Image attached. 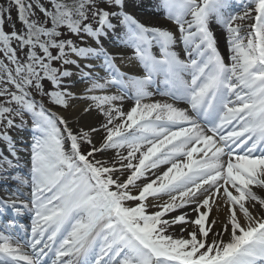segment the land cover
I'll return each mask as SVG.
<instances>
[{
  "label": "snow or ice",
  "instance_id": "obj_1",
  "mask_svg": "<svg viewBox=\"0 0 264 264\" xmlns=\"http://www.w3.org/2000/svg\"><path fill=\"white\" fill-rule=\"evenodd\" d=\"M252 4L233 14L228 0H162L176 36L140 23L126 11V0H48L50 7L41 0H0V54L8 61L0 60V141L16 157L11 133L29 127L26 116L33 133L31 199L0 198V213L34 212L31 238L23 243L5 234L14 225L0 231V264H264V0ZM213 16L226 29L230 63L210 31ZM113 35L135 49L144 76L120 70L117 62L132 58L109 52L104 39ZM179 43L187 61L174 50ZM69 66L90 85L89 95L79 97L92 102L84 112L95 108L104 118L100 127L107 134L99 148L90 135L99 128L74 131L44 106L45 97L64 109L78 98ZM158 75L169 86L159 94L188 108L145 102ZM110 87L118 94H91ZM128 90L134 106L124 112L115 102ZM123 148L127 155L117 151L111 163L95 159L106 149ZM179 157L186 162L181 165ZM161 165L170 166L155 171ZM16 166L0 152V173ZM11 179L28 184L20 175ZM188 205H195V219L187 212L168 215ZM150 206L158 210L148 213ZM222 207L225 218L210 219L213 208L219 213ZM189 225L195 227L188 231Z\"/></svg>",
  "mask_w": 264,
  "mask_h": 264
},
{
  "label": "bare ground",
  "instance_id": "obj_2",
  "mask_svg": "<svg viewBox=\"0 0 264 264\" xmlns=\"http://www.w3.org/2000/svg\"><path fill=\"white\" fill-rule=\"evenodd\" d=\"M144 6V5H143ZM145 7V6H144ZM133 8H130V10H132ZM142 15L139 16L136 13H134V18H136L140 23L144 24L145 26L148 27H162L165 29H169L171 31H173L174 35L178 36L179 34L176 32L177 26H174V24H171V22L166 21V20H161L160 17L157 16H153L152 14H147L145 12L142 11ZM190 19V17H189ZM254 23V21H253ZM215 39L217 42H219V45L221 47L220 50V54L224 57L225 61L227 63H230V52H229V48H228V43H227V33L222 32V34H217V36H215ZM114 44H113V43ZM125 41H123L122 39H118L115 35H113L111 38H105L104 39V45L105 47L109 50L110 53H112L113 55H116L117 57L119 56H125V57H129L132 59L127 60L126 62L120 63L119 61L117 62V66L120 68V70L124 73L127 74V76H132V77H142L145 75L144 72V68L143 66L140 64V62L138 60H136L135 57V52L133 47L129 46L127 43L123 44ZM175 51H177V53L180 55V58L187 61L189 59L188 55L185 53L184 51V46L182 43H179L175 48ZM153 54L157 56V58H160L159 56V49L158 48H153L152 49ZM78 62H80L78 60ZM93 63H96V61H92ZM86 63V62H84ZM97 67L99 68V65H97ZM71 71H73L75 73L74 77L72 78L75 81V87L72 89V91L77 94V99L71 100L70 101V107L66 110V111H59L57 112L58 116H63L65 117L68 122H69V126L74 130V131H79V130H84V131H88L91 127H96L99 128V132H94L91 133V139H92V143L99 148L103 141H104V137L106 136V131L101 128V124L104 121V118L98 114L97 110L95 108H93L90 112H84V109L87 108L92 102L90 100H86L83 98H79L82 96H86L89 95V93L86 92L87 87H89L90 85L86 84L85 82L81 81L80 75L78 74L77 70L74 67H71ZM98 75L100 76H104L105 73L103 71H99ZM182 78L184 81H186L189 85L191 84V75L188 72L182 73ZM155 79L158 82V87L157 90H154V88H152L151 86L149 87L148 91L153 93V95L151 96V98L149 100H146L145 102H156V101H168V97L167 96H163L160 95L159 93L161 91H165V88H163V86H165L166 84L163 82L164 81V77L163 75H158L155 77ZM154 86V84H153ZM94 95H116L117 93V89L116 87H110L108 88L106 91L103 92H96V93H91ZM132 95L131 91L128 90L127 92V96L125 97V99L120 102L117 101L115 102L117 106L121 107L122 111L127 112L131 109V107L134 106V100L130 99L128 97H130ZM172 103V102H169ZM183 101H178V103H175V105L177 107L180 108H185L183 105ZM119 122V121H117ZM130 123V122H129ZM109 127H112L111 125ZM231 127V126H228ZM133 131H135V129H133ZM227 131V128L225 129V132ZM11 135L13 136V140L15 143V147H16V157H12L7 149L8 146L5 142L1 141V146H0V150L9 156V159L13 160L14 164H17L18 166L15 167V170L19 169V168H23V171L25 172V174L27 176H25V180L28 181V184L23 185V186H19V185H15L13 183H18L17 181L11 179V177H9L7 180L0 181V198H4L7 199L9 196L15 197L17 195L20 196V199L24 200L26 202L30 201L31 196L28 195L29 193H31V187H30V181H31V172L29 169V166L27 165V156L29 155L28 152L30 150V146L29 144L33 142V139L30 138L29 134L26 133V129L22 132H18V133H11ZM147 145L145 146L146 150ZM119 151L124 155H127L128 149L127 148H123V149H106L103 153V160L108 161L109 163L112 162L113 158L116 155V152ZM137 155H139V153H137ZM203 155V153L200 154H194L193 155V159H200V157ZM209 155H211V153H209ZM11 156V157H10ZM178 162L181 163V165L183 163L186 162V160L183 157H179L178 158ZM133 163H136V161H133ZM119 166V165H117ZM170 165H161L160 168L156 169L155 171L162 173L163 171H165ZM183 171H187V169H183ZM6 173H1L0 175L6 176ZM148 175L150 176L151 179H155V176H152L151 173H148ZM126 176L121 177V179H123ZM137 183L143 184L144 180L138 181ZM26 187V188H25ZM207 187V186H205ZM19 188V191H17V189ZM21 189H23V191H21ZM133 194H136L135 190H133ZM153 199V198H152ZM152 199L148 200V203L150 204ZM168 198L165 196L164 200H167ZM127 205H135L137 204L136 201H126ZM195 207V205H188L185 208L182 209H178L176 212L170 213L168 214L169 216H176L180 213H183L184 211H187L191 208ZM152 209L151 212H155L158 209L154 208V207H149ZM203 211V210H202ZM226 211V209L224 207H222L219 210V213H217L216 209L213 208L212 213H210V219L212 218H216L217 216H219L220 219H224V212ZM26 213V219L29 221L28 224V229L30 231L31 229V221L34 215H31V212L28 211L27 209H25L23 211L22 214ZM21 214V215H22ZM24 216V215H22ZM16 218H19V216H17ZM167 218V217H166ZM1 221V220H0ZM15 221V220H14ZM4 227H6V225H4ZM16 229V227H14ZM17 230H22V229H17ZM31 233V231H30ZM175 234L177 236L181 235L180 233V226L177 225L176 226V230H175ZM224 239L227 240L228 237L227 235L224 236ZM25 251H30V249H25ZM50 262V261H49Z\"/></svg>",
  "mask_w": 264,
  "mask_h": 264
},
{
  "label": "rangeland",
  "instance_id": "obj_3",
  "mask_svg": "<svg viewBox=\"0 0 264 264\" xmlns=\"http://www.w3.org/2000/svg\"><path fill=\"white\" fill-rule=\"evenodd\" d=\"M25 2L28 3V2H30V0H25ZM41 2L44 3L46 6H49L47 0H41ZM197 2H198V0H197ZM49 7H50V6H49ZM252 7H254V5H253ZM249 8H251V7H249ZM36 12H37V16H38L40 19H43V14H42V13H39V10H38V9L36 10ZM16 15H17V14H16V10H15V8H13V11H12V17H13V20H14V21H16ZM36 18H37V17H33V19H36ZM17 23H18V22H17ZM47 26H49V25H47ZM4 30H5L7 33H10V32L12 31V26H11V24H6ZM63 33H64L65 36H67L66 34H68L69 32H68L67 29H65V30L63 31ZM74 37H75V36H70V37H68V38L73 39V40L78 39V38H74ZM79 43H80V40H79ZM79 43H78V44H79ZM12 46H13V47H16V42H13V45H12ZM81 46H82V45H81ZM26 50H27V49H26ZM37 54L40 55V53H39L38 50H37ZM54 54H55V53H54ZM21 59H24V57L21 56ZM0 60H4L5 63H8V61L6 60L5 57H3L2 54H0ZM54 66H55V65H54ZM45 87L48 88V84H47V83L45 84ZM49 90H51V89L49 88ZM37 97H39V96L37 95ZM44 100H45L50 106L54 107L55 109L60 110V109L63 108V107H60V106H57V105H54V104L49 103V102H48V99H47L46 97L44 98ZM63 109H64V108H63ZM25 119L28 120L29 127L31 128V119H30L28 116H26ZM83 147H84L85 149H87V148L90 147V146H88V145H84ZM90 159H91V157H90ZM95 159H96V160H101V157H99V156L96 154ZM194 227H195L194 225H189V226H188V231H191ZM183 235H184V236H187V232H186L185 234H183Z\"/></svg>",
  "mask_w": 264,
  "mask_h": 264
}]
</instances>
